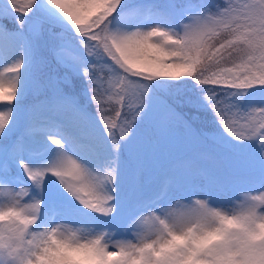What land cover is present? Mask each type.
Segmentation results:
<instances>
[{"label":"snow or ice","instance_id":"obj_1","mask_svg":"<svg viewBox=\"0 0 264 264\" xmlns=\"http://www.w3.org/2000/svg\"><path fill=\"white\" fill-rule=\"evenodd\" d=\"M7 3L11 13L16 14L17 25L23 27L24 18L33 11L37 0H7ZM46 3L61 15L76 36L82 38L84 50L89 56L107 58L111 62L110 65H89L83 69V75L88 81V92L95 105L99 124L110 142L112 158L102 167H86L64 151L61 139L47 136L49 143L57 148L55 158L43 166L27 164L22 157L32 151L30 140L42 129L30 119L18 137L7 138L6 129L12 120L20 73L24 65L18 59L4 67L0 71V102H3V110H0V137H5L0 140V212L18 210L24 215H30L36 210L34 202L38 200L40 205L36 222L22 233L18 228L13 229L10 223L0 224V264H36L38 246L43 245L33 234L38 237L46 229L50 231L56 224L52 222V217L59 214L53 210L49 216L43 203L44 181L47 176L53 177L54 171L60 179L54 178L64 191L67 189L68 192L85 195L95 201L97 211L94 213L97 216L103 217L102 214L109 211L104 206V201L109 196H115L117 191L116 156L122 141L129 136L134 122L144 112L148 82L157 79H191L201 87L203 101L211 109L225 134L235 140L255 142L259 150L264 148V105L241 107L247 90L258 86L264 88V51L257 50L256 38L253 37L249 40L247 55L225 59L232 51L234 42L240 40L243 33H250L258 18L264 14V5H261L260 0H250L243 4H234L233 0H227L210 15H206L209 11L204 9L200 14L188 18V23L183 26V36L159 26L146 30L122 31V37L139 38V46H132L121 39L119 51L114 47L115 33L110 28V17L120 7L121 0H64L63 4L56 7L49 4L48 0ZM224 31L233 35L224 37ZM216 32L220 36L215 35ZM161 35L175 36L178 50L173 51L163 40L156 39ZM187 41L201 42L206 56L202 57L199 53L188 55ZM170 56H183V59L169 64L162 63ZM125 67L137 69L144 75L130 74ZM39 108L50 113L53 123L57 122L56 117H63L67 112L80 117V113L68 101L39 105L37 109ZM68 135L71 138V132ZM17 165L28 181L26 186L18 189L11 186ZM142 175L143 169L137 166L132 177L136 191L141 189ZM197 176L206 178L200 165L195 161L185 162L178 173L165 176L158 182L149 203L158 206L160 201L168 200L171 191L178 186L179 177ZM33 189L35 194L32 193ZM243 193L244 210L237 215L256 219L257 208L264 206V195L260 191L256 194ZM211 203L218 205L212 200ZM200 207L204 208L205 205L201 204ZM147 211L146 205H135L123 232L128 233L130 228L140 226L143 218L138 220L137 217ZM169 211L184 215H191L193 212L181 206ZM70 224L72 223L64 222L62 228L66 227L72 236L81 231L94 233L98 229L95 226L68 227ZM108 235L111 243H106L97 235L84 242L91 243L92 240L99 239L98 247L104 253H127L125 259H131L136 254L139 245L134 241L129 243L124 237L117 238L116 232ZM103 258L87 250H69L56 256L55 264H100ZM109 264H119L118 258H109Z\"/></svg>","mask_w":264,"mask_h":264},{"label":"rangeland","instance_id":"obj_2","mask_svg":"<svg viewBox=\"0 0 264 264\" xmlns=\"http://www.w3.org/2000/svg\"><path fill=\"white\" fill-rule=\"evenodd\" d=\"M188 1L191 0H121L120 7L110 17L112 22L110 28L114 31H132L159 26L179 31L181 23L188 22L190 16L198 15L204 9L214 12L218 4L215 0H210V4L205 6L185 9ZM245 2H250V0H239V4ZM16 20V14L11 13L7 0H0V54H2L0 64L9 65L19 59L24 65L20 73L12 120L6 132L16 130L12 138L18 137L27 125V114H30V119L36 123H53L46 109H37L39 105H50L40 97L45 91L53 90L52 103L60 100L68 101L80 113V117L72 112L65 113L63 117H56V124L60 128L57 135L61 137L71 132L74 140L83 144V146H80L82 144L77 146L78 151L83 156L89 157L97 168L103 166L107 160L112 158V149L97 119L95 105L91 101L88 90L84 92L74 90L75 92L72 93L70 81L65 75L83 73V69L92 64L110 65L111 62L107 58L89 56L84 50L82 38L76 36L61 15L47 5L46 0H37L33 11L24 18L23 27H19ZM12 52L11 58L10 53ZM57 69L66 70V74L56 72ZM132 79L137 78L132 77ZM165 80L171 79H157L148 82L144 112L134 122L129 136L122 141L116 156V192L117 195L128 193V199L122 201V197H117L116 213L110 218L100 217L80 206L63 190L54 177L47 176L43 185V203L49 216L52 215L53 210L59 213L52 217L53 223H72L71 227L108 228L110 231L115 230L117 238H128L130 233H124L123 229L128 222L129 215L123 217L126 218L125 220H120L121 216H126L123 213L125 208L132 205L133 210L135 205L140 204L146 205L148 210H156L157 206L146 201L144 197L153 196L158 182L165 176L178 173L180 166L188 161L198 163L203 168L206 178L179 177L178 186L171 191L168 200L159 202L161 206L176 199L187 200L191 196L203 197L205 194L210 195L212 201L218 205H226L231 203L232 199H239L241 192L256 194L264 190V180L254 183L233 181L231 173L234 175L239 173L251 179L256 168L253 169L242 162H230L228 158L221 157L223 152L228 151L218 148L208 138H219L249 152L255 148L258 149L257 144L249 141H232L223 132L217 120L206 118L207 123L201 124L198 115H194L192 118L194 126H192L190 119L182 115V112H177L173 108L172 110L166 105L163 106L164 104L154 98L151 92ZM181 83L185 84L184 86L187 84L198 86L188 78L179 79L175 84ZM105 87H107L106 83ZM58 90L60 94L56 92ZM182 95L189 101L192 98V94H186V91L182 92ZM250 96L253 98L250 99ZM33 97L36 103L29 102ZM195 101L198 104L202 102L198 99ZM253 105L257 107L264 105V89L259 86L247 90L241 103V107ZM157 106L159 109L156 110ZM0 110H3L2 104H0ZM169 113L172 114L169 115ZM197 124H201L199 125L201 127ZM205 131L210 135L206 136ZM8 136L9 134L7 138ZM3 139L5 137H0V140ZM258 154L260 155V150ZM261 165L264 167V162ZM137 166L143 169L139 191L134 190L132 181ZM16 174L21 175L17 168ZM260 175L257 173L255 177L258 179ZM15 181L14 179L11 185L14 188L26 186L23 181L20 182L22 186L18 182L14 185ZM32 193L35 194L34 189Z\"/></svg>","mask_w":264,"mask_h":264},{"label":"clouds","instance_id":"obj_3","mask_svg":"<svg viewBox=\"0 0 264 264\" xmlns=\"http://www.w3.org/2000/svg\"><path fill=\"white\" fill-rule=\"evenodd\" d=\"M53 7L61 5L64 0H48ZM264 5V0H260ZM219 5H216V8ZM211 12L206 13L210 15ZM180 25V36L184 35L183 26ZM115 33L114 47L117 51L120 49V42L123 39L132 46L138 47L139 38L133 36H121L119 30H113ZM215 35L220 36L219 32ZM233 35L229 31H224L223 36ZM256 38L258 51H264V14L258 18L255 28L250 33H243L242 38L234 42L233 49L225 59L247 55L249 51V40ZM157 40H163L167 47L173 51L178 50L176 37L163 35L156 37ZM188 55L206 56L201 42L187 41ZM183 56H170L162 61L164 64L173 61L182 60ZM175 67V65H172ZM125 70L133 75H144L137 69L125 67ZM240 141V140H236ZM260 159L264 161V148L260 150ZM53 177L57 180L60 177L53 172ZM65 191L80 206L90 212H96L94 200L88 199L85 195H78ZM264 195V190H260ZM244 193L239 194V199H232L231 203L226 205H213L211 196L205 194L203 197L191 196L187 200L176 199L166 205H158L156 210H148L141 213L138 220L143 218L138 227L129 229L130 236L125 238L127 242L139 245L136 254L131 259H125L127 253H104L103 249L98 247L99 239L92 240L91 243L84 241L91 239V236L102 237L106 243H111L109 233L115 234V230L108 228L97 229L94 233L87 231L78 232L72 236L67 228H62L64 222H58L52 226L51 230H45L38 234H33L42 243L38 246L39 254L36 256V264H55V258L62 252L69 250H87L91 251L97 257H104L100 264H109V258L117 257L119 264H264V206L257 208V218L250 219L246 215H237L243 212L242 197ZM116 197L109 196L104 201V206L109 211L102 215L110 218L117 211ZM36 205L35 213L24 215L18 210H9L0 212V224L10 223L13 229L22 233L36 222V214L39 212L40 201L34 202ZM205 205L201 208L200 205ZM181 206L185 209L193 210L191 215L182 213H173L169 209ZM131 223V222H130ZM68 227H71L68 225ZM46 233V235H45ZM31 243V241H29Z\"/></svg>","mask_w":264,"mask_h":264},{"label":"trees","instance_id":"obj_4","mask_svg":"<svg viewBox=\"0 0 264 264\" xmlns=\"http://www.w3.org/2000/svg\"><path fill=\"white\" fill-rule=\"evenodd\" d=\"M212 1V0H211ZM216 3L223 5L227 2V0H215ZM185 2V1H184ZM210 0H191L190 2L186 3L187 6L193 5L196 8L197 7H202L205 6L209 3ZM234 4H239V0H233ZM8 27V26H7ZM64 70V69H63ZM66 72V70L62 71V69H57L56 72ZM66 74V73H65ZM65 77H67V80H69V84L71 85V91L74 93L75 91L78 92L79 90H82L83 92L88 90V81L84 78L83 73H73V74H66ZM178 80H165L162 81L161 84L156 88V90H153L151 92V95L154 98L159 99V101L164 104L163 106L166 105V107H171L177 112H182V115H185L188 117L191 121V125L194 126V122L192 118H194V115H198V118L201 120L199 123L205 124L206 118L208 120H216L214 114L212 113L211 109L207 107V104L203 101L202 98V91L201 87L199 86H193L192 84H175ZM206 87H211V86H206ZM264 89V88H262ZM75 90V91H74ZM186 91L187 93H191L192 98H190V101L187 100L186 98L183 97L182 92ZM60 94L59 90L56 91ZM82 92V94H83ZM38 97V96H36ZM52 97H53V90H48L43 93V95L40 97V99L46 100L48 103L52 104ZM198 99V101H202L200 104L196 102L195 100ZM29 102H35V97L29 100ZM159 103V105L161 104ZM205 103V104H203ZM35 106V105H34ZM153 107L159 109V106ZM172 109V110H173ZM201 124H197L198 126ZM201 127V126H199ZM198 127V128H199ZM205 130V129H203ZM16 131V130H15ZM14 131V132H15ZM13 131L8 132L9 134L8 138H12L14 135ZM205 134L208 132L205 131ZM229 139L234 141L235 139L231 138L229 136ZM215 146H217L220 149H223L225 151H228L227 153H222L224 155V158H228L230 162H242L243 164L248 165L251 168H259L262 165V161L260 159V155L258 154L259 148H255L252 151L248 150H241L240 148L235 147L233 143L229 144L231 145L228 147L227 142H224L221 139H216L214 138V141H212ZM252 145H255L252 143ZM238 158V159H236Z\"/></svg>","mask_w":264,"mask_h":264},{"label":"bare ground","instance_id":"obj_5","mask_svg":"<svg viewBox=\"0 0 264 264\" xmlns=\"http://www.w3.org/2000/svg\"><path fill=\"white\" fill-rule=\"evenodd\" d=\"M110 24H112L111 21H110ZM0 56L2 57V54H0ZM10 56L12 58L13 52L10 53ZM13 63L14 62H11V64H13ZM6 66H8V65L0 64V71H2L3 68ZM0 104L3 105V102H0ZM36 124L41 127L42 131L35 134L36 140H33L31 142V144L33 145L32 151L25 153L22 157L27 164H29L30 166H34V167L46 165V164L50 163L55 158V156L57 154V148L55 146L51 145L49 143V141L46 139V137L47 136H54L56 138H59V137L53 135V133L56 134V132L60 130L59 126L56 124H53V123H46V122L38 123L37 122ZM77 141L78 140H74V142H72L71 145H69V142H67V141H65V143H64V141H62L64 151L67 152L68 154L73 155L79 162L84 164L86 167L91 168V165L89 163L90 158L87 156H83V154L78 151L77 146L82 144V143H77ZM80 146H83V144ZM21 178H23L22 174L18 175V174H16V171H15L14 179L16 181H15L14 185H16L17 182L20 181Z\"/></svg>","mask_w":264,"mask_h":264}]
</instances>
